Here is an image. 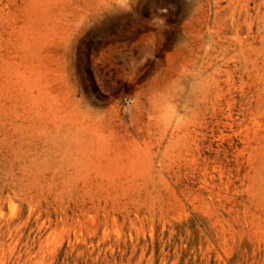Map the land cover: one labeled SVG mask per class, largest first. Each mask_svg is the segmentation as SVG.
<instances>
[{
	"label": "rangeland",
	"instance_id": "1",
	"mask_svg": "<svg viewBox=\"0 0 264 264\" xmlns=\"http://www.w3.org/2000/svg\"><path fill=\"white\" fill-rule=\"evenodd\" d=\"M0 264H264V0H0Z\"/></svg>",
	"mask_w": 264,
	"mask_h": 264
}]
</instances>
